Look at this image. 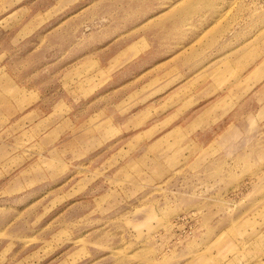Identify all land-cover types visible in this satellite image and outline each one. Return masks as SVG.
Here are the masks:
<instances>
[{
  "label": "rangeland",
  "instance_id": "rangeland-1",
  "mask_svg": "<svg viewBox=\"0 0 264 264\" xmlns=\"http://www.w3.org/2000/svg\"><path fill=\"white\" fill-rule=\"evenodd\" d=\"M0 264H264V0H0Z\"/></svg>",
  "mask_w": 264,
  "mask_h": 264
},
{
  "label": "bare ground",
  "instance_id": "bare-ground-1",
  "mask_svg": "<svg viewBox=\"0 0 264 264\" xmlns=\"http://www.w3.org/2000/svg\"><path fill=\"white\" fill-rule=\"evenodd\" d=\"M258 77V76H257Z\"/></svg>",
  "mask_w": 264,
  "mask_h": 264
}]
</instances>
